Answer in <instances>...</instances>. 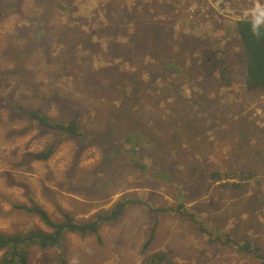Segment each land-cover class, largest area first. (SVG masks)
Masks as SVG:
<instances>
[{
    "label": "rangeland",
    "instance_id": "374dc122",
    "mask_svg": "<svg viewBox=\"0 0 264 264\" xmlns=\"http://www.w3.org/2000/svg\"><path fill=\"white\" fill-rule=\"evenodd\" d=\"M105 1L0 0V233L49 231L21 205L42 207L57 223L64 214L88 222L129 199L99 239L67 234L62 249L32 247L28 264H143L160 253L171 264L264 262L241 250L249 242L264 256V91L246 88L238 32L242 20H264V0H170L171 43L183 50L177 75L164 73V95L144 86L135 109L106 77L96 85L89 75L119 59L65 46L80 27L105 21ZM159 57L175 61L173 49ZM13 102L53 119L79 114L83 142L65 140L49 160H32L58 140L16 114ZM212 173L226 176L213 182ZM181 203L198 222L176 211ZM229 234L234 244L215 241Z\"/></svg>",
    "mask_w": 264,
    "mask_h": 264
},
{
    "label": "trees",
    "instance_id": "16d2710c",
    "mask_svg": "<svg viewBox=\"0 0 264 264\" xmlns=\"http://www.w3.org/2000/svg\"><path fill=\"white\" fill-rule=\"evenodd\" d=\"M115 1L118 5L114 8ZM68 9L71 13L72 8L68 7ZM102 10L106 13L105 21L101 23L94 20L90 27L77 29L69 43L66 41V48H72L71 46L75 45L78 48L77 54L78 52L91 54L94 52L93 50L102 48L110 60L119 59L120 62H113L111 65L97 68L89 75H93V81L96 85L100 84L101 77H106L111 89L118 91L115 96L121 98L122 102L133 105L134 109L137 104L141 103L140 97L147 98L144 86L164 95L160 90L166 89V86L161 87L165 82L163 80L164 73L168 72L171 76L177 75L176 58L183 56L180 42L177 43L174 39V47L171 43L173 35L176 34L172 23L166 18L173 15L171 1L135 0L130 2V0H106ZM41 32L42 30H36L35 32V46L39 43L38 36L42 34ZM238 32L247 57L246 88L249 91H264V20H242L238 22ZM194 43V41L191 43V47ZM103 44L107 47L103 48ZM172 49L175 61L159 57L162 54L171 56ZM177 49L179 54L176 52ZM126 63L132 68L131 70L127 69ZM165 76L167 78L168 75ZM46 98H49L48 95H46ZM10 107L16 114L34 122L41 130L53 133L57 137V144L52 145L44 152L32 155V160L47 161L63 141L83 142L86 136L77 113L73 119L65 121L63 119H53L40 109H26L15 102L11 103ZM134 138L135 135L128 134L125 141L132 144ZM142 167L145 168L146 166L142 165ZM224 176L226 175L212 173L210 180L219 182L223 180ZM230 176L234 177V175H229L228 178H231ZM227 185L229 184L225 186ZM234 187L238 189L241 184L234 185ZM130 203L129 199H123L117 202L111 211L100 212L88 222H77L70 214H64L63 221L59 223L54 222L48 212L36 204L31 207L21 205L18 207L19 209L37 216L49 231L32 230L16 235L0 233V254H2L0 264H28L29 251L32 247L45 250L62 249L67 234H78L81 237L96 236L99 239V231L102 225L121 219ZM183 209L184 206L181 203L176 211L181 216L187 217L193 222H198L193 211L189 213ZM157 212L165 213L166 209H158ZM197 225L203 233H207L203 224L198 223ZM157 226L158 224L150 232L144 244V249H148L155 241ZM229 237L230 234L226 235L222 242L219 239L215 241L225 245L234 244ZM235 244V246H239L237 242ZM255 247H251V244L246 242L241 250H244L245 253H252L256 258L263 261L264 256L258 254L262 250L258 246ZM154 263L171 264L163 253L154 255L152 262L148 260L143 264ZM61 264H67L66 260H62ZM259 264H264V262Z\"/></svg>",
    "mask_w": 264,
    "mask_h": 264
},
{
    "label": "bare ground",
    "instance_id": "6f19581e",
    "mask_svg": "<svg viewBox=\"0 0 264 264\" xmlns=\"http://www.w3.org/2000/svg\"><path fill=\"white\" fill-rule=\"evenodd\" d=\"M216 45V44H215ZM215 57V56H214ZM215 87V86H214ZM217 89V88H216ZM215 89V90H216ZM230 161V160H229ZM253 169V168H252ZM204 175V174H203ZM202 178V177H201ZM202 181V180H201ZM228 182V181H227ZM224 191V190H223ZM240 191V190H239ZM239 198V197H238ZM236 200V199H235ZM14 201V200H13ZM260 206V205H259ZM233 212V211H232ZM125 215V214H124ZM54 219V218H53ZM56 221V220H55ZM127 225V224H126ZM134 230V229H133ZM67 251V250H66ZM72 257V256H71ZM140 258V257H139ZM75 259V258H74ZM137 260V259H136ZM176 264V263H175Z\"/></svg>",
    "mask_w": 264,
    "mask_h": 264
},
{
    "label": "crops",
    "instance_id": "0c3cea01",
    "mask_svg": "<svg viewBox=\"0 0 264 264\" xmlns=\"http://www.w3.org/2000/svg\"><path fill=\"white\" fill-rule=\"evenodd\" d=\"M260 141H261V139H260Z\"/></svg>",
    "mask_w": 264,
    "mask_h": 264
}]
</instances>
